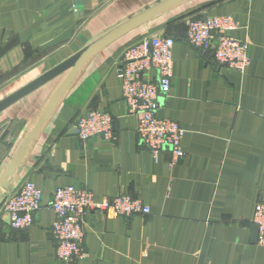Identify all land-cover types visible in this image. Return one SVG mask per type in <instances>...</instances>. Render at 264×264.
I'll return each mask as SVG.
<instances>
[{
	"label": "crops",
	"instance_id": "0c3cea01",
	"mask_svg": "<svg viewBox=\"0 0 264 264\" xmlns=\"http://www.w3.org/2000/svg\"><path fill=\"white\" fill-rule=\"evenodd\" d=\"M214 16L240 23L250 53L243 73L185 41L190 20ZM159 34L175 40L172 87L158 110L185 131L175 164L140 142L116 72L125 47ZM96 109L113 119L111 142L75 136L78 117ZM6 171L15 178L0 196V264H64L51 233L60 186L96 201L129 194L150 209L89 214L84 257L68 264H264L251 222L264 203V0H0V179ZM26 182L43 206L15 230L2 204Z\"/></svg>",
	"mask_w": 264,
	"mask_h": 264
},
{
	"label": "built area",
	"instance_id": "2783aa9c",
	"mask_svg": "<svg viewBox=\"0 0 264 264\" xmlns=\"http://www.w3.org/2000/svg\"><path fill=\"white\" fill-rule=\"evenodd\" d=\"M241 25L230 16L190 20L185 41L202 57L210 55L220 67L243 73L250 64L249 44L236 33ZM174 38L166 35L145 37L125 47L117 59V77L122 99L138 116L136 133L140 142L158 159L169 151L172 164L184 157L182 140L185 131L175 121L158 117L160 98L171 91ZM75 136L81 141H113V119L101 110H90L78 117ZM44 195L34 183L26 182L17 192L7 195L2 214L12 229H27L43 206ZM50 207L54 213L51 233L58 261L68 264L82 259L86 217L96 211L111 212L117 217H134L150 213L149 207L129 194H119L96 201L88 189L60 186L54 189ZM252 224L257 226L256 244L264 248V203H257Z\"/></svg>",
	"mask_w": 264,
	"mask_h": 264
},
{
	"label": "water",
	"instance_id": "95a60500",
	"mask_svg": "<svg viewBox=\"0 0 264 264\" xmlns=\"http://www.w3.org/2000/svg\"><path fill=\"white\" fill-rule=\"evenodd\" d=\"M155 9H156V8L151 9L149 12H146V13H144V14H142V15L136 17L134 20H132V21L127 25V27H125L124 29H122L121 32L126 31L127 29H129L130 27H132L133 23H134L136 20L144 18L145 16L149 15L150 13H152ZM76 69H77V66H76V67L74 66V70H76ZM22 150H23V148L21 149V151H22ZM21 151H20V153H21ZM12 169H13V167L10 166V167H9V171H11ZM9 171H6V173L4 174L3 178L0 179V196H1V194H2V189L7 190L8 187H9L8 184H9L10 181L8 180V177H10V179L15 178V176H14V175H15V172H14V171H13L12 175H9V176L5 177L6 174H7ZM6 221L9 222V219L6 218ZM257 232H258L257 226L253 225V227H252V239H253V243H256V242H257Z\"/></svg>",
	"mask_w": 264,
	"mask_h": 264
}]
</instances>
